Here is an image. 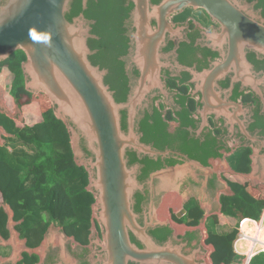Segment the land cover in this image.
Here are the masks:
<instances>
[{"label": "flooded vegetation", "instance_id": "af4514ba", "mask_svg": "<svg viewBox=\"0 0 264 264\" xmlns=\"http://www.w3.org/2000/svg\"><path fill=\"white\" fill-rule=\"evenodd\" d=\"M161 1L150 0L151 4H159ZM237 1L246 7V14L264 23V0ZM88 2L89 0L87 5ZM5 3L6 0H0V7ZM131 3L134 8L132 0H127V7ZM133 8L130 10V15ZM187 9H190L188 16L185 14ZM184 16L186 17L183 18ZM86 20L91 27L92 35L88 39L92 53L89 56L90 61L106 72L105 83L114 91V95L117 94V88L122 84L126 85V98L121 101L125 102L131 91L139 84L141 77L140 69L133 60L136 52L134 39L136 29L132 16L125 24L127 39L118 56L120 63H116L115 60L107 63L110 67L113 64L116 66L113 72H110L109 67L102 66L103 62L94 63L92 61L91 56L95 55L98 49L92 47L90 40L98 39V36L92 32V23L94 24L95 21L87 18ZM168 20L171 28L176 32L166 33L160 49L161 60L165 64L161 69L163 87L151 90L136 121V131L141 135V141L160 154L150 155L135 150L127 151L128 167H137L136 178L142 186L133 194L132 208L138 215V222L141 225L152 224L156 218L160 223H164L161 227L171 229V234L164 237L163 234L157 232L160 226L150 227L148 233L157 243L165 244L168 240H173L175 244L182 245V251L185 254L195 255L199 264H215L213 260L215 248L208 242L210 234L207 224L215 218L227 222L224 201L225 198L235 193L231 183L234 176L239 175L245 180L244 186L250 193L251 191L256 192L255 190L261 191L264 188V54L253 50L246 51V57L251 64L250 76L232 67L215 81V91L221 94L222 101L232 105L223 107L219 114H208L204 121L201 114L204 107L201 88L206 86L209 78L202 74L214 69L216 63H224L228 58L229 48L227 45L219 48L212 40H209L212 33L220 30V24L213 20L204 9L187 7L171 15ZM151 23L157 30L156 20H152ZM97 58L102 57H96L95 60ZM104 59H107L104 61L106 63L112 58ZM2 63H0V114L14 120L17 126H22L25 124L26 117L24 106L29 104L33 92H28L23 98L24 104L20 105L17 97L10 93L9 72H4L3 66L5 65L1 66ZM121 66L122 76L118 70ZM107 77L115 88L106 82ZM252 79L255 83H252ZM156 110L160 112L166 124L165 128L171 136L165 135L166 137L162 136L159 140L157 138L150 143L145 142L142 140L146 135L142 130L143 122L149 116V123L152 125L153 121L150 117L154 118ZM187 119L192 121H186ZM184 121L186 123L183 125ZM1 128L8 133L6 126L0 120V140L2 144H5L10 133L5 135ZM182 137H186L185 141ZM158 144L161 146L159 147ZM194 146L199 153L194 150ZM245 149L250 150L249 169L236 171L233 157ZM207 150L209 152L206 155ZM86 151L87 157H92L87 149ZM182 167H187V170L178 176L174 185L170 186L173 188L165 194L164 189L168 183L160 178V174ZM214 170L218 172H213ZM253 170H256L255 182L242 176V174H250ZM94 204L90 221L91 232L87 241L78 239L76 235L68 234L63 226L54 224H51L41 241L21 235L18 226L22 221H15L14 227L19 233L24 248L36 250L42 245L44 239L51 238L52 231H61L67 239L65 249L72 257L74 264H103L107 253L97 239L100 243L104 242V228L97 221L95 215H98V210L94 211ZM4 205L5 202L0 193V207L4 208ZM94 219L96 221L95 232L93 231ZM197 219L199 222L194 224L193 222ZM5 230L7 233L0 228V243L10 239L11 232L8 222ZM130 234L132 241L142 248V243L132 232ZM13 250L12 245H0V257H10ZM238 263L239 260H236L233 264ZM3 264L69 263L63 259L62 248L50 245L44 255L23 250L18 260ZM129 264L137 263L130 262Z\"/></svg>", "mask_w": 264, "mask_h": 264}, {"label": "water", "instance_id": "95a60500", "mask_svg": "<svg viewBox=\"0 0 264 264\" xmlns=\"http://www.w3.org/2000/svg\"><path fill=\"white\" fill-rule=\"evenodd\" d=\"M72 1L6 0L0 7V63L16 51L25 52L27 60L22 69L26 90L45 93L55 116L68 125L75 162L89 173L87 188L96 197L94 211L98 210V215L95 216L104 228V242L97 239L107 253L103 264H199L195 255L182 251V245L173 240L159 244L148 233L150 227L164 223L156 218L152 224L138 222V215L132 208L133 194L142 186L136 178L137 167H128L126 154L128 150L160 154L141 141L136 121L151 90L163 87L161 69L165 64L160 49L166 33L176 32L168 22L171 15L187 7L204 9L220 24V30L212 33L209 40L219 48L225 45L229 48L224 63H216L214 69L201 73L209 78L206 86L201 88L204 121L208 114H219L223 107L232 105L222 101L221 94L215 91V81L232 67L250 76L251 64L246 51L264 54V23L246 14V7L237 0H162L159 4L132 0L131 16L136 29L133 60L141 77L127 101L118 102L114 91L105 83L106 72L90 61L92 53L88 39L92 37L91 27L84 13L72 21L66 17ZM87 1L83 0V9H86ZM152 20H156L157 30L153 28ZM252 83H255L253 79ZM258 92L262 95L260 90ZM123 111L127 112V130L122 124ZM1 130L8 135L3 128ZM85 148L92 157H87ZM176 171L171 169L161 173L160 177ZM255 172L242 176L255 182ZM5 211L11 236L0 245H12L14 250L10 257H0L1 264L15 262L23 250L44 255L50 245L62 248L64 261L74 264L65 249L67 239L61 231H52L51 238L44 239L36 250L24 248L14 227L12 208L6 205ZM93 231H96L95 219ZM130 232L142 243V248L132 241Z\"/></svg>", "mask_w": 264, "mask_h": 264}, {"label": "trees", "instance_id": "16d2710c", "mask_svg": "<svg viewBox=\"0 0 264 264\" xmlns=\"http://www.w3.org/2000/svg\"><path fill=\"white\" fill-rule=\"evenodd\" d=\"M126 3L127 0H89L87 8L83 9L82 0H73L71 10L66 14L70 21L80 12L87 19L95 21L92 23V32L98 39H91L90 43L98 52L91 59L94 63L103 62L102 66L109 67L110 72L116 70V66L113 64L110 67L107 63L112 60L120 63L118 56L126 44L125 24L133 8L132 3L129 7ZM189 11L190 9L186 10V16ZM96 57L102 58L95 60ZM109 57L112 59L104 63L107 60L104 58ZM26 60L25 52L19 50L1 62V66L5 65L4 72H9L10 93L17 97L20 105L24 104L23 98L28 94L22 69ZM118 70L122 76V66ZM106 82L115 88L108 77ZM126 91L124 84L117 88L115 97L118 102L125 100ZM150 118L152 125L149 123V116L143 122L142 130L146 134L143 141L150 143L162 136H171L158 110L155 111L154 118ZM0 120L10 133L5 144H0V193L5 204L12 208L15 221H22L18 226L21 235L41 241L51 224H54L63 226L68 234L87 241L91 232L90 221L95 197L87 188L88 171L75 162L68 125L55 116L53 107L44 110L40 120L31 124L17 126L14 120L1 114ZM188 120L192 121H186ZM122 124L126 130V111H123ZM185 138L182 137L184 141ZM208 152L209 150L205 154ZM249 153L250 150L245 149L233 157L236 171L249 169ZM234 177L231 183L235 193L224 201L227 222L215 218L207 224L210 234L208 242L215 248V264H233L241 258L234 250L240 221L244 218L260 219L264 212V197H256L250 193L241 176ZM7 222L8 215L0 207V228L4 233H7ZM198 222L197 219L193 223ZM157 232L166 237L165 235L171 234V229L160 226ZM248 264H264V251L255 254Z\"/></svg>", "mask_w": 264, "mask_h": 264}, {"label": "rangeland", "instance_id": "374dc122", "mask_svg": "<svg viewBox=\"0 0 264 264\" xmlns=\"http://www.w3.org/2000/svg\"><path fill=\"white\" fill-rule=\"evenodd\" d=\"M52 106L53 105H52L51 101L49 100L48 96L45 93H42V92L33 93L32 99L30 100L29 104H25V106H24V110L26 112L25 113L26 114L25 124H31V123L38 122L40 120V118H41V113L44 110H46V109H48V108H50ZM186 170H187V167L178 168L177 171L173 175H167V176L164 175V176L160 177L161 179H163V181H166L168 183V185L164 189L165 194L173 188V187H170V186H173L174 183L176 182L178 176L183 174ZM259 193H262V197H264V188L261 191H259ZM261 218H262V216H261ZM250 219H253V218H250ZM253 220H256L258 222L260 221L259 219H253ZM251 224L253 226H257V225H255L252 222H248L246 224V229H245V231L248 232V233H250L249 229H250V231L252 229V225ZM263 232H264V229L262 231H260V229H259V234L258 235H259V238L262 241H264ZM251 236L253 237L255 235H251ZM245 243H246L245 241L242 242L241 246H244ZM262 248H263V246H257L255 248V251L256 250H260ZM246 258H247V256H246ZM245 263H246V259H245Z\"/></svg>", "mask_w": 264, "mask_h": 264}, {"label": "built area", "instance_id": "2783aa9c", "mask_svg": "<svg viewBox=\"0 0 264 264\" xmlns=\"http://www.w3.org/2000/svg\"><path fill=\"white\" fill-rule=\"evenodd\" d=\"M262 216H264V212L262 213ZM248 222H252V223H254L255 225H257V226H258V227H257L258 230L261 229L262 226H263V225H262V222H258V221H256V220H253V219H250V218H244V219H242V220L240 221V225H239V234H238L237 239H236L235 242H234V250H235V252H236L238 255H241V253H243V252H242L243 246H241V243L244 242V241L247 242V243L251 242V245L249 246V252H248V254H247L248 256H247V258H246V264L249 263V261L251 260V258H252L255 254L264 251V241H262V240L259 238L258 234L252 237L250 234H248V233L245 231V229H246V224H247ZM257 246H263V248L260 249V250H256V251H255V248H256ZM241 259H242V258H241Z\"/></svg>", "mask_w": 264, "mask_h": 264}, {"label": "crops", "instance_id": "0c3cea01", "mask_svg": "<svg viewBox=\"0 0 264 264\" xmlns=\"http://www.w3.org/2000/svg\"><path fill=\"white\" fill-rule=\"evenodd\" d=\"M253 190H255V189L253 188ZM255 191L256 192H252L251 191V193L254 194L256 197H262V193H259L258 190H255ZM5 207H6V204L4 205V209H5ZM259 220H260L259 222H262V225H263L262 228L260 229V231H262L264 229V216H262V218H260ZM249 232L250 233H248V232L247 233L248 234H251V235H257V234H259V230L257 229V226H253V225H252L251 231L249 229ZM263 238H264V235H263ZM250 245H251V242H249V243L246 242L245 245L243 246V249H242V252L243 253H241V255H240L242 259L241 258L238 259L239 260V263L238 264H243V263L246 264L245 263V259H246V256H248L247 254L249 252V246Z\"/></svg>", "mask_w": 264, "mask_h": 264}, {"label": "bare ground", "instance_id": "6f19581e", "mask_svg": "<svg viewBox=\"0 0 264 264\" xmlns=\"http://www.w3.org/2000/svg\"><path fill=\"white\" fill-rule=\"evenodd\" d=\"M263 235H264V233H263Z\"/></svg>", "mask_w": 264, "mask_h": 264}]
</instances>
